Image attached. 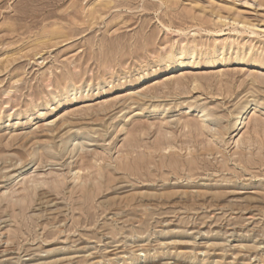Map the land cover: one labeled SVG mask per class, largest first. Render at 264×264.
Instances as JSON below:
<instances>
[{"label": "rangeland", "instance_id": "rangeland-1", "mask_svg": "<svg viewBox=\"0 0 264 264\" xmlns=\"http://www.w3.org/2000/svg\"><path fill=\"white\" fill-rule=\"evenodd\" d=\"M0 264H264V0H0Z\"/></svg>", "mask_w": 264, "mask_h": 264}, {"label": "bare ground", "instance_id": "bare-ground-1", "mask_svg": "<svg viewBox=\"0 0 264 264\" xmlns=\"http://www.w3.org/2000/svg\"><path fill=\"white\" fill-rule=\"evenodd\" d=\"M184 52H185V51H182L181 53H184ZM192 54H195V52H193ZM176 59H177V58H176ZM178 59H179V58H178ZM170 62H171V63H170L171 68L180 67L181 64H182L181 62H176L175 58H172V60H171ZM183 64H184V63H183ZM249 108H250V107H249ZM247 112H248V108L243 112L242 117L240 116V117H241V120L243 119L244 115H245ZM239 120H240V119H239ZM241 126H242V125H241ZM241 126H240V127H241ZM240 127H239V128H240ZM216 183H217V182H216ZM180 184H181V183H180ZM183 185H184V184H183ZM240 188H241V187H240ZM188 191H189V189H188ZM231 191H232V190H231ZM186 192H187V191H186ZM188 193H189V192H188ZM190 193H191V195L193 194L192 196H195V195H194V193H195L194 191H190ZM200 193H201V192L198 190L197 195H198V196L203 195L202 193H201V194H200ZM181 194H182V193H181ZM189 195H190V194H189ZM183 196L187 197L188 194H187V195L185 194V195H183ZM198 196H196V197H197V198H200V197H198ZM218 197H219V196H218ZM183 198H184V197H183ZM188 198H190V197L188 196ZM209 198H210V197H209ZM209 198H208V199H209ZM144 203H145V202H144ZM232 211H233V210H232Z\"/></svg>", "mask_w": 264, "mask_h": 264}]
</instances>
